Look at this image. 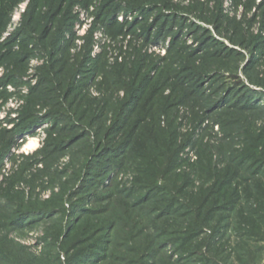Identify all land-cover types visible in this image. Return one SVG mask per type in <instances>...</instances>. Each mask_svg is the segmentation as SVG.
Wrapping results in <instances>:
<instances>
[{
    "label": "rangeland",
    "instance_id": "374dc122",
    "mask_svg": "<svg viewBox=\"0 0 264 264\" xmlns=\"http://www.w3.org/2000/svg\"><path fill=\"white\" fill-rule=\"evenodd\" d=\"M200 94L208 111L194 107ZM228 104L261 112L223 116ZM99 128L108 137L97 139ZM169 144L179 173L192 171L199 150H264V0H0L3 249L41 256L60 219L106 211L119 192L133 202L158 196L147 206L159 209L170 198L164 181L137 185L143 175L132 170ZM59 253L62 263L73 254Z\"/></svg>",
    "mask_w": 264,
    "mask_h": 264
},
{
    "label": "trees",
    "instance_id": "16d2710c",
    "mask_svg": "<svg viewBox=\"0 0 264 264\" xmlns=\"http://www.w3.org/2000/svg\"><path fill=\"white\" fill-rule=\"evenodd\" d=\"M198 97L195 109H209L208 97ZM224 107L223 116L261 112L260 108L232 104ZM136 125L134 120L133 127ZM99 129L97 139L108 137L110 130ZM243 133L250 136V126ZM47 138L51 140L53 133ZM79 139L82 137L73 138L74 144ZM198 144L201 147L202 143ZM257 146H251L256 150H199L200 160L191 166L190 173L176 172L180 166L177 144L174 150L170 144L168 150H147L140 170L128 166L135 152L132 150L124 157V168L143 175L135 183L146 188H154L150 180L165 183L160 192L170 198L160 201L159 209L147 206L149 201L157 204L158 196L133 202L131 193L119 192L123 198L114 199L106 211L80 212L82 219L75 222V218L69 226L60 219L55 232L45 238L47 245L41 256L22 246L3 249L0 245V264H263L264 160L259 157H264V150H257ZM91 156L92 152L85 153V161ZM57 214L63 219L66 216L62 210ZM82 222L85 225L78 227ZM103 233L107 234L105 246L95 243L89 249L77 250L83 244L75 243L85 235L94 239ZM71 238L74 241L66 248ZM168 249H173L177 260L168 255ZM60 251L73 254L62 263Z\"/></svg>",
    "mask_w": 264,
    "mask_h": 264
},
{
    "label": "bare ground",
    "instance_id": "6f19581e",
    "mask_svg": "<svg viewBox=\"0 0 264 264\" xmlns=\"http://www.w3.org/2000/svg\"><path fill=\"white\" fill-rule=\"evenodd\" d=\"M36 145H37V141L36 140H31L27 147L28 148H34Z\"/></svg>",
    "mask_w": 264,
    "mask_h": 264
},
{
    "label": "crops",
    "instance_id": "0c3cea01",
    "mask_svg": "<svg viewBox=\"0 0 264 264\" xmlns=\"http://www.w3.org/2000/svg\"><path fill=\"white\" fill-rule=\"evenodd\" d=\"M263 264H264V262H263Z\"/></svg>",
    "mask_w": 264,
    "mask_h": 264
}]
</instances>
